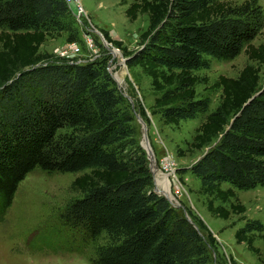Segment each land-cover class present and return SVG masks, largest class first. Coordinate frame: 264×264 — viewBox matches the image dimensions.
Here are the masks:
<instances>
[{"label":"trees","instance_id":"1","mask_svg":"<svg viewBox=\"0 0 264 264\" xmlns=\"http://www.w3.org/2000/svg\"><path fill=\"white\" fill-rule=\"evenodd\" d=\"M131 1L126 17L146 14L148 26L140 48L126 54V65L150 78L156 94L151 114L174 126L206 115L186 151L208 150L188 172L199 180L211 217L243 214L236 192L264 188L259 68L247 64L235 78L219 76L221 102L212 112L195 86L206 82L196 73L213 60L243 52L249 62L264 64V45L252 44L264 32L259 0ZM73 17L65 0H0V222L27 174L81 173L71 185L80 196L60 213L51 240L73 251L91 247V264H213L216 242L203 222L153 191L130 107L123 105L106 59L79 64L40 53L53 36L67 33L68 42L78 41ZM137 110L147 122L140 104ZM241 221L235 242L264 264V251L254 245L257 238L264 242L263 224Z\"/></svg>","mask_w":264,"mask_h":264},{"label":"rangeland","instance_id":"2","mask_svg":"<svg viewBox=\"0 0 264 264\" xmlns=\"http://www.w3.org/2000/svg\"><path fill=\"white\" fill-rule=\"evenodd\" d=\"M79 1L84 14H81L80 19L73 17L78 41L68 42L67 33L53 36L40 47V53L50 61L67 59L79 64L105 58L106 71L124 98L123 105L130 107L131 124L140 146L144 130L137 119L140 117L138 104L144 108L148 117L147 122L140 118L147 126V139L158 167L153 188L156 184L159 189L167 190L168 181L164 175L170 174L168 184L172 197L193 217L200 219L215 239L216 247L211 249L213 264H231V259L237 264H263L262 258L247 251L245 244L235 242L234 233L243 226L241 219L244 217L257 219L264 226V188L236 192L246 208L243 214H232L228 220L211 217L205 208L206 197L198 192L199 180L188 172L202 151L192 154L186 151L206 115L181 121L177 126L164 125L159 116L151 114L156 94L151 89L150 78L137 66L128 68L124 61L126 54L140 48V35L148 26L147 15L139 14L135 21H130L125 11L131 0ZM232 1L240 3L244 0ZM259 3L264 13V0H259ZM105 33L108 39L120 43V46L108 42ZM100 35L108 43L107 46ZM252 44L264 45V32L258 34ZM247 64L259 68L260 80L264 83V64L249 62L243 52L230 61L213 60L208 70L196 73L206 79L205 83L195 86V92L210 100V112L221 102V89L216 85L218 77L235 78ZM179 150L185 152L184 156H177ZM79 175L81 173L49 175L39 169L26 175L17 188L12 205L0 222V264H91V247L80 251L68 250L60 241L49 238L58 225L60 213L80 196L71 186ZM183 213L187 214L186 210ZM254 245L263 253L264 242L260 238L255 240Z\"/></svg>","mask_w":264,"mask_h":264},{"label":"water","instance_id":"3","mask_svg":"<svg viewBox=\"0 0 264 264\" xmlns=\"http://www.w3.org/2000/svg\"><path fill=\"white\" fill-rule=\"evenodd\" d=\"M101 36V40L103 41V43H104V45L105 46H107L108 45V43L105 41V39L103 38V36L102 35H100ZM124 61H126V59L124 60ZM263 87H264V85H263ZM261 91H259V92H257L254 96H257L259 93H260ZM253 96V97H254ZM252 97V98H253ZM250 100L251 99H249L245 104H244V106L245 105H247L249 102H250ZM137 119H138V121L141 123V125L143 126V140H142V142H141V147L145 150V153H146V157H147V160H148V162H149V170H150V172H151V174L153 175V180H154V182H155V176H156V174H157V171H158V167H157V163H156V161H155V157H154V153H153V151L151 150V148H150V145H149V142H148V139H147V126H146V124L143 122V120L138 116L137 117ZM227 130H228V128H227ZM207 150H208V148L205 150V152L196 160V162L198 161V160H200L201 158H202V156L207 152ZM169 176H170V174H166V175H164V177H165V179L169 182ZM170 186H168V189L166 190V189H159L157 186H156V184H155V186H154V188H153V191L155 192V193H157L158 195H161V196H163L172 206H174V207H181V205L177 202V201H175V199L172 197V195H171V193H170V188H169ZM182 208V207H181ZM183 209V208H182ZM184 212H185V210H184ZM185 215V217H186V219H187V221L188 222H190V223H192L191 222V220L189 219V217L187 216V214L185 213L184 214ZM193 225V224H192ZM194 226V225H193ZM195 227V226H194Z\"/></svg>","mask_w":264,"mask_h":264},{"label":"built area","instance_id":"4","mask_svg":"<svg viewBox=\"0 0 264 264\" xmlns=\"http://www.w3.org/2000/svg\"><path fill=\"white\" fill-rule=\"evenodd\" d=\"M73 16L80 19L81 14H84L81 2L79 0H65Z\"/></svg>","mask_w":264,"mask_h":264},{"label":"bare ground","instance_id":"5","mask_svg":"<svg viewBox=\"0 0 264 264\" xmlns=\"http://www.w3.org/2000/svg\"><path fill=\"white\" fill-rule=\"evenodd\" d=\"M113 52V51H112ZM114 54V53H113ZM115 55V54H114ZM168 186H169V184H168V182H167V184H166V187H167V189H168Z\"/></svg>","mask_w":264,"mask_h":264},{"label":"crops","instance_id":"6","mask_svg":"<svg viewBox=\"0 0 264 264\" xmlns=\"http://www.w3.org/2000/svg\"><path fill=\"white\" fill-rule=\"evenodd\" d=\"M220 239V238H219Z\"/></svg>","mask_w":264,"mask_h":264}]
</instances>
